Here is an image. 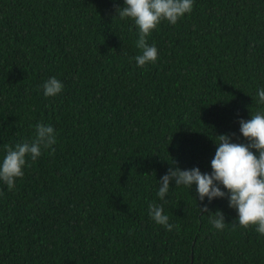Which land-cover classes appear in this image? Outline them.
I'll return each mask as SVG.
<instances>
[{
  "label": "trees",
  "instance_id": "obj_1",
  "mask_svg": "<svg viewBox=\"0 0 264 264\" xmlns=\"http://www.w3.org/2000/svg\"><path fill=\"white\" fill-rule=\"evenodd\" d=\"M122 7L0 0V160L38 122L57 134L13 189L0 181V264H264V235L239 226L223 185L211 202L174 181L157 196L171 167L211 174L217 136L249 143L239 121L264 112V0H193L152 30L158 59L144 67ZM51 77L63 90L46 97ZM151 203L179 230L156 224Z\"/></svg>",
  "mask_w": 264,
  "mask_h": 264
},
{
  "label": "clouds",
  "instance_id": "obj_2",
  "mask_svg": "<svg viewBox=\"0 0 264 264\" xmlns=\"http://www.w3.org/2000/svg\"><path fill=\"white\" fill-rule=\"evenodd\" d=\"M119 9L120 18L133 20L139 29L136 47L142 50V54L134 59L137 66L144 67L158 59L155 44L147 43L152 30L162 20L175 25L192 11L193 0H124V7ZM43 90L46 97L55 96L63 90V84L51 77L43 84ZM257 96L258 103L264 104V89H259ZM239 124L240 133L249 143H233L228 135L217 136L219 143H216L215 155L211 160V174H202L199 168L180 170L171 167L159 181L157 196L163 200L170 190V181H174L175 185H184L189 189L195 184L199 199L203 201L207 197L211 202L213 198L225 196L218 186L223 185L229 194V207L237 212L239 226H255V230L264 235V112L257 111L249 120L241 119ZM56 136L51 125L38 122L31 140L16 143L14 147L5 145L6 154L0 160V181L9 190L13 189L16 180L24 176L23 169L28 157L35 161L44 149H49L50 155L54 153ZM148 209L149 216L156 224L166 227L168 231L173 228L179 230L178 225L168 222L169 217L164 214L162 205L151 203ZM199 210L201 213L209 212L207 205ZM209 214H214L209 217L212 225L217 230H223L226 225L224 214L219 210Z\"/></svg>",
  "mask_w": 264,
  "mask_h": 264
}]
</instances>
